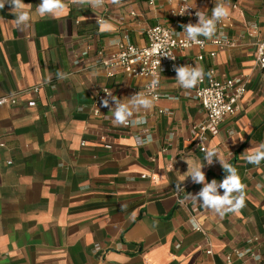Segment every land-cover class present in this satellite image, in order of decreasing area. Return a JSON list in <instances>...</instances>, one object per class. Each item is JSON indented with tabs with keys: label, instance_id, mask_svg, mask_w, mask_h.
Instances as JSON below:
<instances>
[{
	"label": "crops",
	"instance_id": "obj_1",
	"mask_svg": "<svg viewBox=\"0 0 264 264\" xmlns=\"http://www.w3.org/2000/svg\"><path fill=\"white\" fill-rule=\"evenodd\" d=\"M234 1L243 14L231 8ZM24 2L31 4L32 13L27 32L17 30L10 5L0 10V97L24 85L40 89L34 104L24 96L17 104L0 106V134H9L0 146V264H226V253L231 264H245L231 245L254 235L264 255V162L252 165L242 156L264 143V70L254 67L245 53L248 46L216 53V69L246 76L247 88L236 114L220 122L207 148L238 170L246 186L245 207L223 216L213 212L200 232L185 223L187 211L173 193L176 185L187 175V162L204 163L208 182L221 181L227 173L218 158L208 165L205 152L189 136L188 122L200 120L194 88L185 90L164 75L157 89L160 98L144 94L152 107L141 109L134 119L149 117L146 127H154L157 137L137 147L132 134L138 127L114 126L109 108L100 116L92 113L90 82H103L126 101L132 92L141 91L147 78L95 72L90 81L73 72L68 52L83 35L101 44L106 37L109 45L119 40L143 44L146 25L162 20L184 34L182 24L197 22L170 16L171 0H158L152 8L147 0H121L135 4V21L121 9L93 10L72 0H65L67 8L60 17L41 18L36 14L40 0ZM218 2L209 0L210 16ZM222 2L233 23L255 21L264 26V0ZM193 3L204 6L202 0ZM119 14L124 17L121 23ZM198 52L195 47L192 55ZM58 71L67 78L58 79ZM229 150L235 153L232 159ZM182 186L180 196L203 187L190 177ZM204 239L210 254L198 247ZM95 243L103 249L93 251Z\"/></svg>",
	"mask_w": 264,
	"mask_h": 264
},
{
	"label": "built area",
	"instance_id": "obj_2",
	"mask_svg": "<svg viewBox=\"0 0 264 264\" xmlns=\"http://www.w3.org/2000/svg\"><path fill=\"white\" fill-rule=\"evenodd\" d=\"M156 1L158 0H147V7L152 8ZM171 1H174V5L169 7L168 13L176 20L191 18L198 22V17L195 15L197 10L204 11L210 16L209 0H202L204 3L202 7L195 5L194 0ZM104 7L108 12L121 9L123 15L129 16L133 21L138 15L135 4L130 2H123L118 6L105 3ZM231 8L243 14V10L235 1L232 2ZM182 13L184 14L181 15ZM118 17L119 23H121L120 21L124 17L121 14ZM97 21L102 22L103 18L99 17ZM120 28H123V26L120 25ZM142 34L144 37L143 44L119 40L109 45L107 44V37L103 38L101 44L98 41V43L95 42L92 36H79L77 43L75 45L70 44L68 47L73 72L81 73L90 81V76L95 72H104L107 76L124 74L134 78H147V82L141 91L132 92L131 96L142 93L152 95L154 100H157L161 97L157 89L164 75L169 76L174 83L177 82L174 68L175 66H181L180 60H184L185 65H200L206 73L211 71L213 73L211 78L205 76L204 80L193 90L194 99L200 107V120L194 122L190 120L188 122L190 125L189 136L194 140V146L199 151L205 152L204 150L208 148L209 136L218 132L220 122L236 114L238 102L247 88L246 76L239 73L237 75H225L216 69L214 65L216 53L222 49L248 46L245 53L253 58L254 67L264 70V26L255 21H246L241 25L235 24L232 18L228 16L217 25V35L222 34V38L219 40L215 38L206 40L204 37H200L199 39L203 41L201 44L189 42L185 34L175 32L170 24L162 20L153 25L144 26ZM208 45L212 46L213 49L206 51L205 47ZM195 47L199 49V52L192 55V50ZM165 53L169 57H164ZM153 80H157L158 84L153 86ZM90 83L94 97L91 106L92 113L100 116L103 110L108 108L102 104L103 99L108 98L106 92H112L114 96L117 95L111 87L103 84V82L93 79ZM39 89L40 85H24L15 92L1 96L0 106L17 104L24 96H29L30 104H34ZM52 110H55V107L52 106ZM136 118L143 119L145 122L136 126L138 128L132 134V138L135 146L144 147L157 136L154 127H146V123L150 121L149 117L140 116ZM8 137L9 134H0V146L5 145ZM137 137L141 138L143 143H137ZM99 139L103 141L105 135L102 134ZM84 143L82 141L81 145H84ZM104 146L114 150L109 143ZM227 154L232 159L235 153L229 150ZM24 155H29V151H25ZM7 163H10V160ZM141 177L145 178L146 176L142 174ZM198 192L196 191L194 194ZM173 193L176 196L178 205L187 211V217L184 219L185 223L190 229L201 232L203 221L211 216L213 211L185 199L187 195L180 196V190H175ZM258 239L260 238L254 235L237 240L239 243L236 242L231 245L233 254L245 264H264V255L257 249ZM198 247L202 248L205 254L211 253L207 239L202 240ZM102 249V245H99V243L92 245L93 251ZM257 257L260 259H257ZM225 262L231 264L229 253L225 254Z\"/></svg>",
	"mask_w": 264,
	"mask_h": 264
},
{
	"label": "clouds",
	"instance_id": "obj_3",
	"mask_svg": "<svg viewBox=\"0 0 264 264\" xmlns=\"http://www.w3.org/2000/svg\"><path fill=\"white\" fill-rule=\"evenodd\" d=\"M72 3L77 6H87L90 9L97 10L104 6L105 0H72ZM110 3L118 6L121 4V0H110ZM6 4L11 6V14L15 16L14 23L17 30L23 33L27 32L32 27L31 4L25 3L24 0H0V10ZM66 8L67 4L65 0H40V3L36 6V14L41 18L49 16L58 18L65 12ZM195 15L198 17L197 23L193 24L189 22L181 25L186 39L189 42L201 44L203 41L199 39L200 37H204L206 40H212L214 38L219 40L222 38V34L217 35V25L229 16V8L222 0L221 2L215 3L211 16H208L201 10H197ZM113 43L116 42L113 41ZM163 56L169 57L166 53ZM174 70L176 72L175 80L185 90L195 88L204 80L205 76L211 78L213 75L211 71L206 73L200 65L193 66L186 64L175 66ZM56 75L61 80L67 78V74L62 71H58ZM152 84L155 86L158 84V81L153 80ZM106 93L108 98L103 99L102 104L104 107L109 108L114 126H139L145 122L143 119H134V115L141 109L147 110L152 107V100L150 98L142 93H136L128 97L125 101L114 96L112 92ZM136 139L137 143H143L141 138L137 137ZM204 151L207 164L211 165L214 158H218L219 163L227 175L221 181L212 179L211 182H208L206 174L202 170L204 163L189 164L186 161L188 164L187 175L181 183L176 185L177 189L183 190V182L190 177L193 183L202 184L203 187L196 194L188 193L185 199L191 200L193 203H198L205 209H209L220 216L229 212L238 213L245 207L246 199V186L242 183L238 170L222 159L215 149H206ZM242 156L247 163L259 166L264 162V143L246 149ZM219 189H223V194L220 193ZM124 207L126 205H122V208ZM134 217L135 212L132 214V218ZM257 259L260 258L257 257Z\"/></svg>",
	"mask_w": 264,
	"mask_h": 264
}]
</instances>
